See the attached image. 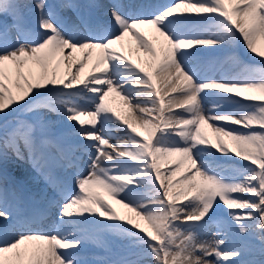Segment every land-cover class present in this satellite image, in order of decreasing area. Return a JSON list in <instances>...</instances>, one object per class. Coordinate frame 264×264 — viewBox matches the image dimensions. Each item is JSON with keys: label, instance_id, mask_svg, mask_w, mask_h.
Wrapping results in <instances>:
<instances>
[{"label": "snow or ice", "instance_id": "snow-or-ice-1", "mask_svg": "<svg viewBox=\"0 0 264 264\" xmlns=\"http://www.w3.org/2000/svg\"><path fill=\"white\" fill-rule=\"evenodd\" d=\"M59 7L74 19L48 0H0V164L26 162L52 189L39 207L14 192L9 203L0 176V264H264V0H178L150 15L114 0L104 19L87 10L95 4ZM146 27L163 38L161 54ZM129 35L147 59L122 53ZM241 39L251 62L233 54L218 79L198 67ZM112 93L131 119L107 103ZM53 115L73 122L55 139ZM173 157L180 163L162 172ZM50 214L60 219L43 230Z\"/></svg>", "mask_w": 264, "mask_h": 264}, {"label": "bare ground", "instance_id": "bare-ground-1", "mask_svg": "<svg viewBox=\"0 0 264 264\" xmlns=\"http://www.w3.org/2000/svg\"><path fill=\"white\" fill-rule=\"evenodd\" d=\"M175 1L176 0H168L167 5L174 4V3H176ZM29 2H31V0H29ZM55 2L57 5V7H56L57 11H60L63 15L74 19V14L72 13V11L66 10V9H61L59 7L64 2L67 3L68 0H55ZM72 2L81 4L84 1L83 0H72ZM86 2L88 4H95L96 5V7L93 8L96 11L94 14L99 19L105 18V13L108 11V8L103 7V0H86ZM158 2H160V0L159 1L150 0L147 5L152 6ZM37 15H38V13L28 15L27 25L29 28L35 29ZM185 15H189L195 20H198L201 18V17L196 16L194 13H185ZM145 32L148 33L149 39L152 40L154 44H156L158 55L161 54L160 53V47H161V43L163 41V38L159 37V34L156 33L154 28L146 27L143 29V33H145ZM121 51L124 55L130 56L132 59H147V55L144 52V50L139 48L135 39L133 37H131L130 35L125 37V40L123 41V48L121 49ZM192 51H194V50H192ZM233 54L237 55L240 58V60L244 63L251 62V61H249V59L253 60V57H254V54L251 53L249 50H247L245 44L243 43V41L241 39L240 42L235 46L234 49H229L224 53H220V54H216V55H211L208 53L202 54L201 57L199 58L201 63L198 65V67H200L206 74H210L213 77L218 79L225 71H231V63H230L229 58ZM98 55H99L98 52L93 53V60L90 61L88 66L85 67V69H84L85 74H87L91 71L92 64ZM76 56L78 58H80L83 56V54L82 53H76ZM255 59L258 60L259 57H255ZM66 71H67L66 66L61 65V67H60L61 75H63ZM219 95H232V94L221 93ZM232 99L237 100L240 98L232 95ZM107 103L117 113L124 116L125 118L131 119V117L129 115L130 110L128 109L124 100H122L120 96L116 95L115 93L110 94L108 97ZM213 103H216V100L214 98L209 101L208 107H211ZM220 103H222L224 105V108L226 110L232 109L235 107V105L226 104L222 101ZM242 103H250V102L242 101ZM177 111H180V110L177 109ZM137 114H138V112H137ZM51 119L54 121H57V124L53 127V137H52L53 139H55L56 135L61 131L63 124L73 123L70 121H64L61 117H58L55 115L51 116ZM113 119L115 120V117ZM220 123H224V122H220ZM118 124H119V128L121 130L114 132L113 135L123 137L125 135V132L122 129H124L126 127L125 125H123L120 122H116V123L111 124L110 127L111 128H117ZM227 127L235 128L239 131H246L245 129L241 128L238 125L227 124ZM202 132L204 133V135L206 136V138L208 140L212 141V143L217 142L216 134L212 131V128H210L208 126V124H205L202 126ZM142 134L146 135V133H142ZM224 139L227 143L228 148H230V149L235 148V145L231 141H228L227 138H224ZM111 143H113L115 145L116 141L112 140ZM205 147H208V146H205ZM209 151L215 152L216 155L221 156L222 159H226V157H223L221 153L216 151V149H212L209 147ZM233 159H234V161H237V166L238 165H246L249 163V162L239 160V158L235 157V156L233 157ZM180 160H181L180 157H173L170 162L164 163V165L162 166V169H161L162 172L166 171L170 167H175L177 164L180 163ZM84 161H85V163L81 167V172L86 175L87 171H88L87 156H84ZM30 166L31 165L26 163V162L18 161L15 159L9 160L6 165L0 164V176H6L4 186L7 187L8 191H9V203H13V199H12V193L13 192L15 193L16 196H18L19 198H21L25 202L33 203L38 207L40 205H42L43 201L45 200V198L47 196L51 195V193L49 192V189L47 188V185L42 184V183H38V180L33 177L34 175H32V173H31ZM185 167H187V166L185 165ZM58 174L63 175V173H58ZM14 175L18 177V180L22 182V183L21 182L20 183L25 188L19 189V187H17L18 184L14 183V178H12V176H14ZM179 176H180V174L178 173L176 179H178ZM25 177H27L28 179L23 181V178H25ZM73 188H75L74 182H73ZM28 190H30V193ZM96 191H99V190H96ZM101 195L104 196L105 200H107L108 203L112 204V206L116 209L117 213H119L121 216H123L125 218H131L134 221L141 223L142 226L147 227V225L143 221H139V219L135 216V213L130 212L127 208H124L120 204H117L114 200L109 198L106 194L101 192ZM245 211H248V210H245ZM59 219H60L59 216L55 215V214H50V216L43 218V230H47V231L53 230V228L55 227V225L59 221ZM105 223H108V221H105ZM215 232H216V227L213 226L210 229L209 234L202 237V239H206L208 241H211L213 239L212 234ZM252 244L258 245V241H252ZM94 253L96 254V258H102V254L99 253V250H97L95 248H90V255L94 254ZM258 257H259V255L257 253L256 255H254L250 258L258 259Z\"/></svg>", "mask_w": 264, "mask_h": 264}, {"label": "rangeland", "instance_id": "rangeland-1", "mask_svg": "<svg viewBox=\"0 0 264 264\" xmlns=\"http://www.w3.org/2000/svg\"><path fill=\"white\" fill-rule=\"evenodd\" d=\"M247 60H248V59H247ZM249 61H252V60L249 59ZM258 259H260V257H258Z\"/></svg>", "mask_w": 264, "mask_h": 264}]
</instances>
